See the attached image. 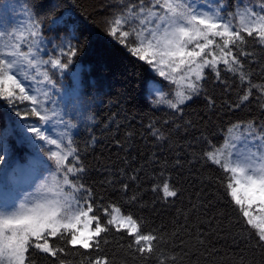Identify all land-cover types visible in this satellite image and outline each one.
Segmentation results:
<instances>
[{"label": "trees", "instance_id": "obj_1", "mask_svg": "<svg viewBox=\"0 0 264 264\" xmlns=\"http://www.w3.org/2000/svg\"><path fill=\"white\" fill-rule=\"evenodd\" d=\"M139 2L0 0V31L27 26L30 15L35 13L34 18H41L55 7L54 15L62 22L50 25L48 20L42 21L44 59L59 56V49L53 45L62 40L66 44L73 33L85 42L67 71L61 73L45 66L56 89L50 85L40 87L50 90L51 100L45 101L46 107L55 109L75 127L55 120L44 123L35 116L21 120L16 111H30L31 104L16 101L13 108L0 98V154L7 145L5 160L0 161V190L7 191L0 194V206L18 205L55 172V164L41 151L43 142L33 144L24 133V123L45 125L54 132V138L65 133V143L67 137L73 141L72 147L78 150L86 170L79 182L93 193L94 211L103 223L110 218L104 209L111 213L116 207L120 214L131 215L143 234L155 232L164 237V242L145 259L128 248L132 238L124 229L117 232L112 228L102 234L108 241L101 243L102 252L77 251L79 246H66L50 238L55 247L65 251L51 257L33 249L30 264H87L82 253L93 259L107 256L112 264H159L161 253L166 257L174 255L175 264H264V246L256 245L253 230L228 194L231 174L205 156L220 149L233 135H241L249 125L258 131L264 129V96L258 91L259 86H264V44L246 37L242 47L251 55L239 57L245 81H241L239 72L228 71L223 63L218 65L219 79L216 72L205 68L202 91L177 112L166 103H155L157 94L153 89L160 88L168 98H174L180 84L159 76L105 31L107 20L126 5ZM144 2L147 6L151 0ZM40 4L45 6L37 7ZM216 5L223 6L221 14L231 20L234 29L241 27L240 17L232 19L230 13L245 7L258 13L264 11V0H217ZM249 90V100L241 103ZM235 126H240L239 130ZM154 129L159 130L162 139L152 135ZM5 131L11 134L5 137ZM45 147L55 150L54 146ZM68 162H72L71 157ZM22 165L34 171V176L23 182L18 179ZM165 181L177 191L176 197H164ZM124 184L128 185L127 192ZM200 233L207 234L203 245L197 239Z\"/></svg>", "mask_w": 264, "mask_h": 264}, {"label": "snow or ice", "instance_id": "obj_2", "mask_svg": "<svg viewBox=\"0 0 264 264\" xmlns=\"http://www.w3.org/2000/svg\"><path fill=\"white\" fill-rule=\"evenodd\" d=\"M44 6L40 4L37 7ZM222 7L212 4L200 6L196 0H151L146 6L144 0H140L139 5L128 4L114 18L107 20L105 31L133 57L151 66L159 76L180 84L174 98H168L160 88L153 89L157 94L155 103H166L179 112L181 105L202 91L205 68L216 72L219 79L218 65L223 63L228 71L239 72L243 82L247 77L239 57L251 55L242 47L247 43L246 37L264 44V11L258 13L254 8L245 7L242 11L230 13L232 19L240 17L241 27L234 29L231 20L221 14ZM261 7L264 9V5ZM54 14L55 7H52L44 17L34 18L35 13L30 15L27 26L0 31V98L7 100L13 108L16 101L31 104L30 111L23 114L16 111L21 120L35 116L44 123L55 120L66 127H75L66 123L55 109L46 107L45 101L51 100L50 90L38 87L29 90L25 84L26 80H31L56 89V82L45 66L50 65L61 73L67 71L84 46L85 42L73 33L66 44L62 40L53 45L59 49V56L43 58L42 21L48 20L50 25L60 24L61 18ZM73 40L76 43H72ZM234 48L237 51L234 52ZM178 72L181 74L177 80ZM258 91L264 96V86H259ZM250 95L249 90L241 97V103L248 101ZM26 131L34 137L29 142H43L41 151L55 164V172L50 179L37 186L35 194H26L18 205L5 203L0 206V264H30L33 249L57 257L58 252H64L65 248L55 247L50 238L63 241L66 246H79L77 251L91 249L102 252L101 243H108L102 234H107L112 228L117 232L122 229L127 231L132 238L128 248L134 253L145 259L156 253L164 237L155 235V232L143 234L131 215L120 214V209L116 207L108 213L105 208L106 215L110 217L105 224L95 214L93 193L79 182L80 175L86 170L77 155L78 150L72 147L70 137L65 143V133L53 138L36 125H27ZM10 134L4 132L5 137ZM152 135L157 139L163 138L158 129H154ZM239 140H243L246 147L243 151L234 152L236 145L233 141ZM45 145L54 146L55 150ZM3 150L0 161L5 160L6 143ZM225 151L227 158H224ZM205 156L231 174L227 184L228 194L253 230L256 245L264 246V129L258 131L254 125H249L243 128L240 136L226 140L224 146L205 153ZM69 157L72 158L71 163L68 162ZM123 188L127 192L128 185L124 184ZM162 192L165 198L178 195L167 181ZM135 199L133 196L132 200ZM257 201L259 214L254 215L251 209ZM206 235L200 233L197 236L200 244L205 243ZM82 255H85L87 264H112L107 256L93 259L86 253ZM158 260L159 264H169L170 261L175 264L176 257H166L161 253Z\"/></svg>", "mask_w": 264, "mask_h": 264}, {"label": "rangeland", "instance_id": "obj_3", "mask_svg": "<svg viewBox=\"0 0 264 264\" xmlns=\"http://www.w3.org/2000/svg\"><path fill=\"white\" fill-rule=\"evenodd\" d=\"M216 2H217V0H196V3L198 5H200V6H206L207 4H212L213 6H216ZM179 74H181V73L178 72L176 74L177 75V80L179 79ZM25 84L29 87V90H31L33 88H37V87L38 88L42 87V85L39 86L38 84H36L34 81H31V80H26L25 81ZM32 94H37V93L33 92ZM27 125H28L27 123H24L23 124L24 133L26 135H28L29 139L34 140V137L32 136V134L26 131V126ZM38 127L42 128L48 135H50V136H52L54 138V132L49 127H47L45 125H41V126H38ZM237 136H240V134H236L235 136L233 135V137H237ZM231 138H229V139H231ZM233 143L236 145V148L233 149L234 152L235 151H243L245 149V147H246L245 142L243 140L233 141ZM21 171H22V174L18 177L19 181H22L23 182L24 180H26V179L31 178L32 176H34L33 169H31V168H29V167H27L25 165H22L21 166ZM6 191H7L6 188L1 189L0 190V194L2 195ZM258 205H259V201H257L256 204L253 205V207L251 209V211L253 212L254 215H258L259 214V207H258Z\"/></svg>", "mask_w": 264, "mask_h": 264}]
</instances>
